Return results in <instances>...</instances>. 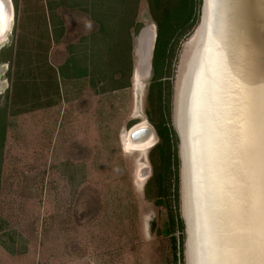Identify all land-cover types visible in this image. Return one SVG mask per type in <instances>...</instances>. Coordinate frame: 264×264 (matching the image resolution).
Segmentation results:
<instances>
[{
	"label": "rangeland",
	"instance_id": "rangeland-1",
	"mask_svg": "<svg viewBox=\"0 0 264 264\" xmlns=\"http://www.w3.org/2000/svg\"><path fill=\"white\" fill-rule=\"evenodd\" d=\"M15 3L0 52V248L31 264H187L174 95L203 0H135L103 34L92 2ZM156 20L159 77L137 91L138 33L153 25L158 39ZM142 121L157 144L125 152Z\"/></svg>",
	"mask_w": 264,
	"mask_h": 264
},
{
	"label": "water",
	"instance_id": "water-1",
	"mask_svg": "<svg viewBox=\"0 0 264 264\" xmlns=\"http://www.w3.org/2000/svg\"><path fill=\"white\" fill-rule=\"evenodd\" d=\"M0 18L1 52L15 19L6 0ZM195 35L173 123L187 264H264V0H203ZM156 43L135 59L132 81L151 77Z\"/></svg>",
	"mask_w": 264,
	"mask_h": 264
},
{
	"label": "bare ground",
	"instance_id": "bare-ground-1",
	"mask_svg": "<svg viewBox=\"0 0 264 264\" xmlns=\"http://www.w3.org/2000/svg\"><path fill=\"white\" fill-rule=\"evenodd\" d=\"M7 2L12 3V0H6ZM13 10H14V6H13ZM15 13V10H14ZM15 22V19H13L11 21L12 26ZM157 31L155 29V27L153 25H149L146 27L145 30L142 31L140 37L137 39L138 42V51L136 52V58L138 60H142V55L144 54L143 51V47L146 45L147 41H154L155 36H157ZM12 34V31H9L7 34V39H6V44L8 43L9 40V35ZM196 34V32H195ZM184 45V49L182 51L181 57H180V64H179V72L178 74L181 75V70L183 69V67H185V65L187 64V62L189 61V58L191 56V54L193 53V49L195 46V35ZM137 49V48H136ZM187 66V65H186ZM184 77V76H183ZM178 78V77H177ZM180 78V77H179ZM178 78V80H179ZM149 79V78H148ZM148 79H143L140 78V76H135L134 78V86L136 87L137 91H140L141 87L143 86V83L146 82ZM183 84V80L180 83V87ZM179 84L177 85L176 83V87H175V113H174V118H175V124L178 127V124L180 121L179 119H181V97L179 99L178 95L176 96V91L180 90V88L178 87ZM179 103H180V108H179ZM176 127V126H175ZM134 130H142L141 132H143L142 134H139V136L137 137L136 140H132L130 138V134L128 132V134L123 135L122 136V146L124 148V151L127 153H131V152H141L144 153L152 148L155 147V145L157 144L158 140L154 131V128L152 125L149 124L148 121H142L141 123H139V125H136L135 127H133V129L130 132H133ZM146 177L140 178V180L145 179Z\"/></svg>",
	"mask_w": 264,
	"mask_h": 264
},
{
	"label": "trees",
	"instance_id": "trees-1",
	"mask_svg": "<svg viewBox=\"0 0 264 264\" xmlns=\"http://www.w3.org/2000/svg\"><path fill=\"white\" fill-rule=\"evenodd\" d=\"M47 1H48V3H50L51 1H54V0H47ZM55 1H63V0H55ZM13 2L15 3V0H13L12 3ZM79 2H84V3L85 2H92L93 18L99 24H101V30H102L101 33L102 34L106 32L104 29L108 26L114 27V26L120 25L121 23H123V25L126 24L125 20L128 18L129 12L131 11V9L133 8V6L135 4V0H79ZM48 3H47V9L51 13V12H53L54 8L50 7L48 5ZM15 6H16V3H15ZM172 12H174V9L171 12H170V10H168V12H166V14L163 15V17L165 19H169V21L172 20V18H173ZM175 14H177V12H175ZM50 22H51V20H50ZM156 23H157L158 28H159V31H158L159 34H158V39H157V47L155 49V56L153 59V69L155 72V78L159 77L158 76V53H159L160 37L163 34L162 28H161L160 24L158 23V20H156ZM51 25H52V22H51ZM54 32H55V30L53 31V33ZM139 33H140V31H139ZM98 36H102V35L99 34ZM104 47L105 46L103 44H101V49H100V57H101L100 59L101 60L103 59L102 58L103 53H105ZM71 63H73V62H71ZM132 76H133V70H132ZM132 76H131V78H132ZM160 136L162 139H164L163 132H160Z\"/></svg>",
	"mask_w": 264,
	"mask_h": 264
},
{
	"label": "crops",
	"instance_id": "crops-1",
	"mask_svg": "<svg viewBox=\"0 0 264 264\" xmlns=\"http://www.w3.org/2000/svg\"><path fill=\"white\" fill-rule=\"evenodd\" d=\"M47 0H45L46 2ZM47 3L45 4V10ZM147 27V26H146ZM0 264H31L26 256L19 257L0 248Z\"/></svg>",
	"mask_w": 264,
	"mask_h": 264
},
{
	"label": "snow or ice",
	"instance_id": "snow-or-ice-1",
	"mask_svg": "<svg viewBox=\"0 0 264 264\" xmlns=\"http://www.w3.org/2000/svg\"><path fill=\"white\" fill-rule=\"evenodd\" d=\"M0 23H2V18H0Z\"/></svg>",
	"mask_w": 264,
	"mask_h": 264
}]
</instances>
